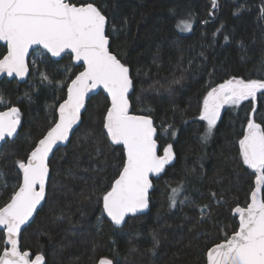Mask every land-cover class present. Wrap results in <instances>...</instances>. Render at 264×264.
<instances>
[{"label": "trees", "instance_id": "1", "mask_svg": "<svg viewBox=\"0 0 264 264\" xmlns=\"http://www.w3.org/2000/svg\"><path fill=\"white\" fill-rule=\"evenodd\" d=\"M70 2L93 3L106 17L110 50L130 69L132 112L153 120L160 151L171 144L175 158L152 181L149 210L114 225L104 215L102 195L122 170L125 153L104 130L108 97L92 95L69 142L49 160L46 197L20 235L21 250L42 253L45 264H95L101 258L113 264H205L208 248L237 230L233 210L248 203L254 186L255 172L243 164L239 140L253 106L257 122L264 118V90L254 101L227 105L206 139L200 112L207 93L226 80L264 79V0H216L215 6L213 0ZM189 17L192 28L181 33L177 21ZM38 51L42 60L35 69L29 61L28 79L0 81L3 106H16L21 121L0 149V207L20 183L16 161H26L56 120L67 85L82 68L69 54L53 60ZM5 52L0 45V58ZM181 185L172 207V189ZM4 248L0 230V252Z\"/></svg>", "mask_w": 264, "mask_h": 264}, {"label": "snow or ice", "instance_id": "2", "mask_svg": "<svg viewBox=\"0 0 264 264\" xmlns=\"http://www.w3.org/2000/svg\"><path fill=\"white\" fill-rule=\"evenodd\" d=\"M216 0H213L215 6ZM106 17L93 3H70L68 0H0V41L7 43V54L0 59V72L24 76L28 71L26 56L33 45H42L52 56L66 50L76 61H83V71L71 80L67 98L59 104L58 119L27 156L16 164L23 172L22 183L13 190L10 199L0 207V226L7 245L0 252V264H45V257L34 258L28 250L21 251L18 237L45 198L49 178L48 157L58 141H66L73 126L81 118L85 96L102 85L111 97V106L104 117V128L112 142L122 143L127 159L110 190L102 195L103 210L115 225L125 217L148 208L150 173H160L173 158L172 145L157 154L153 138L156 129L147 115L129 112V95L133 88L130 69L109 50L105 33ZM179 31H190L191 18L177 21ZM43 80L48 76L41 73ZM264 90V79L232 78L212 88L203 101L200 119L207 121L206 136L220 118L224 105H239L257 98ZM3 99L0 98V103ZM253 106L246 117L247 128L239 140L242 162L255 171V188L246 207L237 206L239 228L231 236L207 251V264H264V198L258 194L264 187V118L257 122ZM20 112L11 107L0 112V140L13 137L20 124ZM175 133H173L174 135ZM182 185L172 189L171 206L175 207ZM183 203V201H180ZM98 264H113L101 258Z\"/></svg>", "mask_w": 264, "mask_h": 264}, {"label": "water", "instance_id": "3", "mask_svg": "<svg viewBox=\"0 0 264 264\" xmlns=\"http://www.w3.org/2000/svg\"><path fill=\"white\" fill-rule=\"evenodd\" d=\"M68 2H70V0H68ZM70 3H71V2H70ZM78 5H79V4H78ZM105 33H106V35H107V20H106V26H105ZM0 45H5V46H6V52H5V54H4V55H6V54H7V43H6L5 41H0ZM36 49H39V50L45 52V53H46L49 57H51L53 60H59V59H61L63 56L69 54V55H71V58H72V62H73V64H75V65H80V66L82 67L81 70H80L79 72L83 71V61H76V60L74 59V54H70L69 51L66 50L64 53L61 54V56L56 57V56H52V54H51L50 52H48L46 49H44L42 45H33V46H31V47L29 48L28 55L26 56V64H27V66H28V71H27V73H26L24 76L21 77V76H17L15 73H14L13 75L10 76V75H8V73H7L6 71H5V72H0V81H1L3 78H7L8 80L16 79V80L19 81V82H24L26 79H28V78H29V75H30V66H29L30 56H31L32 52H33L34 50H36ZM109 50H110V47H109ZM110 51H111V50H110ZM111 52H112V51H111ZM112 53H113V52H112ZM113 54H114V53H113ZM4 55H3V56H4ZM3 56H2L0 59H2ZM79 72H78L76 75H78ZM73 79H75V77H74ZM70 83H71V81L68 83V85H69ZM68 85H67V87H68ZM132 90H133V88H132ZM132 90H130V93L132 92ZM100 91H102V92L105 94V96L108 97L109 102H110L109 107L111 106V97H110L109 94L107 93V90L104 89L102 85L97 86V88L91 90V91L85 96V106H84V108L81 109V117H82L83 112L85 111V108H86L87 102H88V100L90 99V97H91L92 95H94V94H97V93L100 92ZM66 98H67V88H66V96H65V98H64L60 103H62ZM60 103H59V104H60ZM59 104H58V106H57V109H58V107H59ZM129 104H130V101H129ZM225 106H226V105H224L222 108H224ZM11 107H16V106H9V107H6V108H3V109H0V112H5V111H7L9 108H11ZM109 107H108V108H109ZM16 108H17V107H16ZM222 108H221V109H222ZM129 112H130V114H132V115H144V114H135V113H133V112H132V108H131V104H130V107H129ZM56 114H57V118H56V119H58V111H57V110H56ZM105 115H106V114H105ZM152 121H153V120H152ZM80 123H81V118H80V120H79V121L73 126L72 130H71L70 133H69V138H68L66 141H58L57 144L53 146V150L49 153V157H48V161H47V162H48V167H49V160L51 159V157H52V155L54 154V152H55L59 147L67 145V143L69 142V140H70V138H71L73 132L76 130V128L79 126ZM51 126H52V125H51ZM51 126H50V127H51ZM19 127H20V124L17 126V132L14 134L13 137H5L4 140H0V149H1L2 145L6 142L7 139H11V138H14V137L16 136V134H17L18 131H19ZM153 127L155 128L154 123H153ZM155 129H156V128H155ZM104 130H105V132H106V134H107V131H106L105 128H104ZM46 132H47V131H46ZM46 132H45V133H46ZM107 136H108V135H107ZM42 137H43V136H42ZM42 137H41V138H42ZM41 138H40V139H41ZM108 138H109V140H110L111 143L116 144V143L112 142V140H111V138H110L109 136H108ZM153 138L156 140V133H155V135H154ZM37 142H38V141H37ZM156 143H157V154H158V155H163V154H160V145H159V143H158L157 140H156ZM117 145H121V146L124 148V146H123L122 143L117 144ZM34 147H35V146H34ZM34 147H33V148H34ZM30 152H31V151H30ZM124 153H125V162H126V159H127V153H126L125 148H124ZM174 158H175V155H174V153H173V158H172V160H170V161L164 166V169H163L160 173H150V174H149V180H150V182H151V184H152V187L149 189V196H150V193H151V191H152V189H153V182H152V181H153L154 179H157V178L161 177V176L164 174L166 168H167L168 166H170V165L173 163ZM26 160H27V159H26ZM125 162H124V163H125ZM122 169H123V168H122ZM251 170H253V169H251ZM18 171H19L20 176H21L20 183H22V180H23V172H22V170H20L19 168H18ZM121 171H122V170H121ZM121 171H120V172H121ZM253 171H254V170H253ZM119 175H120V173H119ZM119 175L116 177V179L119 177ZM49 176H50V168H49ZM116 179H115V180H116ZM48 180H49V178H48ZM48 180L46 181V185H45V197H46V186H47ZM115 180H114V181H115ZM114 181H113V182H114ZM254 188H255V179H254V186H253L251 192L254 190ZM251 192H250V194H249V200H248V203L251 202ZM258 198H263V187H262V189H261V192L258 194ZM44 200H45V198H44V199L41 201V203L37 206V211H38V210L40 209V207L43 205ZM248 203H247V204H248ZM247 204H246L245 206H240V207H246ZM148 210H149V206H148V208L143 209V210L139 211L138 213H135V214H129L128 216L125 217V220H126L127 217H129V216H131V215L143 214V213H146ZM37 211L34 212L33 216L29 219V221H28L25 225H22V226H21V232H20L19 237H18L19 246H20V235H21L23 229H24L25 227H27V226L32 222V220H33V218L35 217V214L37 213ZM103 212H104V210H103ZM234 214L237 216V220H238V227H237V230H238V228H239V214L235 213V211H234ZM104 215H105V216L111 221V219L107 216L106 212H104ZM111 222H112V221H111ZM112 223H113V222H112ZM113 224H114V223H113ZM122 224H123V223H122ZM114 225H115V224H114ZM117 226H119V225H117ZM0 229H2V226H0ZM237 230H236V231H237ZM233 233H234V232H233ZM233 233H231L229 236H231ZM4 237H5V241H6V235H5V232H4ZM223 241H224V240L220 241L219 243H221V242H223ZM216 244H218V243H216ZM214 245H215V244H214ZM214 245H212L211 247H213ZM5 247H10V245H7V244L5 243ZM211 247H209V248H211ZM209 248H208V249H209ZM20 250H21V248H20ZM2 251H3V250H2ZM21 251H24V250H21ZM28 251H29V250H28ZM207 251H208V250H207ZM207 251H206V262H205V264H207ZM29 252H30V251H29ZM30 253H31V252H30ZM31 254H32V253H31ZM34 256H35V255H34ZM34 256H32V258H34ZM99 260H100V259H99ZM99 260H98L95 264H98Z\"/></svg>", "mask_w": 264, "mask_h": 264}, {"label": "rangeland", "instance_id": "4", "mask_svg": "<svg viewBox=\"0 0 264 264\" xmlns=\"http://www.w3.org/2000/svg\"><path fill=\"white\" fill-rule=\"evenodd\" d=\"M180 32L183 33V32H185V31H180ZM41 58H42V54H41L38 50L32 52L29 61H30V62L32 63V65L34 66V69H35V67L38 65V63L42 60ZM0 98H2V97H0ZM2 99H3V98H2ZM4 104H5V102H4V99H3V102L0 103V106H1L0 109L6 108V107L3 106ZM220 114H221V111H220ZM162 153H163V151H162Z\"/></svg>", "mask_w": 264, "mask_h": 264}, {"label": "flooded vegetation", "instance_id": "5", "mask_svg": "<svg viewBox=\"0 0 264 264\" xmlns=\"http://www.w3.org/2000/svg\"><path fill=\"white\" fill-rule=\"evenodd\" d=\"M36 50H38V49H36ZM35 51V50H34ZM227 106V105H226ZM226 106L224 107V108H222L220 111H221V114L223 113V111H224V109L226 108ZM221 114H220V116H221ZM240 147V146H239ZM160 154H163L162 153V151H160ZM248 167V166H247ZM249 168V167H248ZM250 169V168H249ZM251 170V169H250ZM251 171H253V170H251ZM253 172H255V171H253ZM254 179H255V177H254ZM234 210H235V208H234ZM234 210H233V213H234ZM32 256H34L33 254H32Z\"/></svg>", "mask_w": 264, "mask_h": 264}]
</instances>
